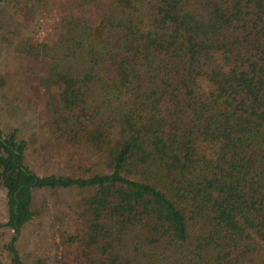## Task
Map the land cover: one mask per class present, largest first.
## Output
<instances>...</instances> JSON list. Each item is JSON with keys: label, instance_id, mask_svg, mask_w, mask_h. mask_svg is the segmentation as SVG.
Here are the masks:
<instances>
[{"label": "trees", "instance_id": "16d2710c", "mask_svg": "<svg viewBox=\"0 0 264 264\" xmlns=\"http://www.w3.org/2000/svg\"><path fill=\"white\" fill-rule=\"evenodd\" d=\"M41 1L0 0V91L42 99L33 136L0 127L11 263L38 192L72 189L54 264H264V0H64L39 40Z\"/></svg>", "mask_w": 264, "mask_h": 264}, {"label": "rangeland", "instance_id": "374dc122", "mask_svg": "<svg viewBox=\"0 0 264 264\" xmlns=\"http://www.w3.org/2000/svg\"><path fill=\"white\" fill-rule=\"evenodd\" d=\"M55 0H42L35 8V12L27 14L24 23H17L22 30V34L31 35L39 40H52L56 33L53 29V22L60 14V2L52 6ZM51 5V6H50ZM8 8L0 10V22H4L9 30V20L7 22ZM13 17V16H12ZM11 17V18H12ZM14 18V17H13ZM9 36V33H6ZM13 38H16L13 37ZM15 44L9 47L0 41V73L11 76L18 68H23L24 60L15 51ZM9 79V78H8ZM29 78H23L24 84L13 89H4L0 96V127L6 132L13 127H18L21 137H31V133L36 132L39 127V113L42 106V99L35 95L28 86L31 83ZM13 83V82H12ZM37 83V82H35ZM21 89L22 92H18ZM37 163V164H36ZM40 161L35 162L37 170H43ZM36 209L41 213L33 217L24 227L17 240V248L23 256L26 264H35L39 259L44 264H54L53 256L57 252L58 229L66 233H76L82 227L81 217L77 207L78 195L72 189H56L38 192ZM41 194V195H40ZM64 217L61 218V213ZM60 217L57 219L56 217ZM6 218L4 189L0 185V223ZM54 223L51 227L50 222ZM12 231L7 227H0V264H12L9 254L4 247V243L10 238ZM55 240V241H54Z\"/></svg>", "mask_w": 264, "mask_h": 264}]
</instances>
